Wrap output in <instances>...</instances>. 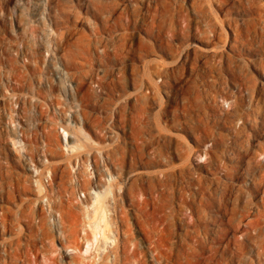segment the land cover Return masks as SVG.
Wrapping results in <instances>:
<instances>
[{
    "label": "rangeland",
    "instance_id": "rangeland-1",
    "mask_svg": "<svg viewBox=\"0 0 264 264\" xmlns=\"http://www.w3.org/2000/svg\"><path fill=\"white\" fill-rule=\"evenodd\" d=\"M98 255L264 264V0H0V264Z\"/></svg>",
    "mask_w": 264,
    "mask_h": 264
},
{
    "label": "bare ground",
    "instance_id": "bare-ground-1",
    "mask_svg": "<svg viewBox=\"0 0 264 264\" xmlns=\"http://www.w3.org/2000/svg\"><path fill=\"white\" fill-rule=\"evenodd\" d=\"M34 46V45H33ZM5 47V46H4ZM24 47V46H23ZM4 49V48H3ZM26 49V48H24ZM7 52V51H6ZM26 55V54H25ZM14 62V61H13ZM14 66V65H13ZM64 134V133H63ZM64 136V135H63ZM65 136H68L67 134H65ZM66 143V142H65ZM71 147V146H70ZM97 196H99V194H101V192L95 193ZM95 231H97L98 233H95L93 235V240L90 243H86V246L84 247V251H83V255H87V253L89 252L88 250H90V247L93 245V243H97V239L100 237L101 233H102V229H100L98 226L95 228Z\"/></svg>",
    "mask_w": 264,
    "mask_h": 264
},
{
    "label": "built area",
    "instance_id": "built-area-1",
    "mask_svg": "<svg viewBox=\"0 0 264 264\" xmlns=\"http://www.w3.org/2000/svg\"><path fill=\"white\" fill-rule=\"evenodd\" d=\"M83 197V196H82ZM78 253L77 250H74V249H68V250H65L64 251V254L66 256H74ZM83 253V252H82ZM87 259L89 260H92V264L95 263V264H100L101 260H102V256L101 255H98V256H94L93 258L90 257H86Z\"/></svg>",
    "mask_w": 264,
    "mask_h": 264
}]
</instances>
